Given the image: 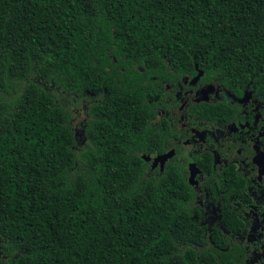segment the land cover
Returning a JSON list of instances; mask_svg holds the SVG:
<instances>
[{
    "label": "trees",
    "instance_id": "16d2710c",
    "mask_svg": "<svg viewBox=\"0 0 264 264\" xmlns=\"http://www.w3.org/2000/svg\"><path fill=\"white\" fill-rule=\"evenodd\" d=\"M196 64L264 96V0H0V264H244L144 159ZM52 89L88 101L80 130Z\"/></svg>",
    "mask_w": 264,
    "mask_h": 264
},
{
    "label": "flooded vegetation",
    "instance_id": "af4514ba",
    "mask_svg": "<svg viewBox=\"0 0 264 264\" xmlns=\"http://www.w3.org/2000/svg\"><path fill=\"white\" fill-rule=\"evenodd\" d=\"M203 76L199 67L183 78L173 71V165L201 205L196 218L218 227L221 245L244 264H264V96L205 83ZM207 104L219 109L211 115Z\"/></svg>",
    "mask_w": 264,
    "mask_h": 264
},
{
    "label": "rangeland",
    "instance_id": "374dc122",
    "mask_svg": "<svg viewBox=\"0 0 264 264\" xmlns=\"http://www.w3.org/2000/svg\"><path fill=\"white\" fill-rule=\"evenodd\" d=\"M54 95L58 100L67 106L73 113V125L78 130L81 129V122L85 118V108L84 105L88 103L86 99H82L74 94L66 93L60 90L52 89Z\"/></svg>",
    "mask_w": 264,
    "mask_h": 264
},
{
    "label": "water",
    "instance_id": "95a60500",
    "mask_svg": "<svg viewBox=\"0 0 264 264\" xmlns=\"http://www.w3.org/2000/svg\"><path fill=\"white\" fill-rule=\"evenodd\" d=\"M196 67L198 68V65ZM202 75H203V73L200 72L196 79L200 78ZM173 156H174L173 150H171L168 153H165L163 155H159L157 158L154 159L152 168L154 169V168H156L160 164L161 170L163 171L164 168H165L166 163L168 161L172 160L173 159ZM144 159L147 162L151 161V157L150 156H147V157L144 156ZM0 244H1V239H0ZM0 257L1 258L4 257L3 254H2V252H1V249H0Z\"/></svg>",
    "mask_w": 264,
    "mask_h": 264
}]
</instances>
